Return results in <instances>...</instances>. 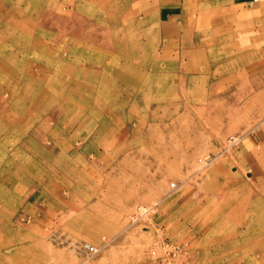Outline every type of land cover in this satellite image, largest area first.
Segmentation results:
<instances>
[{"label":"rangeland","instance_id":"obj_1","mask_svg":"<svg viewBox=\"0 0 264 264\" xmlns=\"http://www.w3.org/2000/svg\"><path fill=\"white\" fill-rule=\"evenodd\" d=\"M161 1L0 0V264H264V0Z\"/></svg>","mask_w":264,"mask_h":264},{"label":"crops","instance_id":"obj_2","mask_svg":"<svg viewBox=\"0 0 264 264\" xmlns=\"http://www.w3.org/2000/svg\"><path fill=\"white\" fill-rule=\"evenodd\" d=\"M162 1H161V6H163V7L172 8V7H178L181 4V3H178V0H172V1H169V0L166 1L165 0L163 2ZM183 1H185V0H183ZM179 2H182V0H179ZM236 65H237V61L236 60H233L232 62L229 61V63H228V71L231 72L230 75H229V78H228L229 85L228 86L225 85V88L228 87V90H230L233 86L237 87L236 84H237L238 81H240V77L241 76L238 75V74H240V72L238 73V70L239 71H241V70H240V68H236ZM222 68H223L222 66H218V68L214 69V73L221 74ZM246 70H248V69H246ZM254 71L256 72V74H258L260 71L263 72L264 69H261L258 66L257 67L255 66V68H249V70L245 71L244 73L247 74V72H248V76H249L252 73H254ZM215 77H216V75L214 76V78ZM256 78H258V77H256ZM248 82H249L248 84H251L250 86L253 88L254 87V79L253 80H249ZM262 83L263 82L261 81V83L259 85H261ZM221 86H222V82H221V75H220L219 79L217 78V79L213 80V83H212L213 96L214 97L219 95L216 92H217V89L220 88Z\"/></svg>","mask_w":264,"mask_h":264},{"label":"built area","instance_id":"obj_3","mask_svg":"<svg viewBox=\"0 0 264 264\" xmlns=\"http://www.w3.org/2000/svg\"><path fill=\"white\" fill-rule=\"evenodd\" d=\"M171 189L172 190H176V184H172L171 185ZM85 248L87 249V251L90 253V254H95L98 252V249L92 245H86Z\"/></svg>","mask_w":264,"mask_h":264},{"label":"bare ground","instance_id":"obj_4","mask_svg":"<svg viewBox=\"0 0 264 264\" xmlns=\"http://www.w3.org/2000/svg\"><path fill=\"white\" fill-rule=\"evenodd\" d=\"M201 163H202V162H201ZM203 164H204V163H203ZM203 164H201V165H203ZM199 168H200V166H199ZM201 168H203V167L201 166ZM201 168H200V169H201ZM140 209H142V208H140ZM143 210H144V209H143ZM140 212H142V210H140ZM143 213H144V212H143Z\"/></svg>","mask_w":264,"mask_h":264}]
</instances>
